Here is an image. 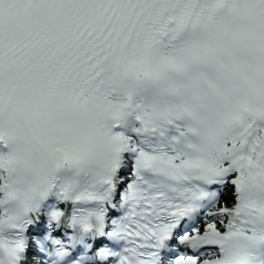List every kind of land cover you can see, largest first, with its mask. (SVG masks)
Wrapping results in <instances>:
<instances>
[{
  "label": "snow or ice",
  "instance_id": "obj_1",
  "mask_svg": "<svg viewBox=\"0 0 264 264\" xmlns=\"http://www.w3.org/2000/svg\"><path fill=\"white\" fill-rule=\"evenodd\" d=\"M0 264H264V0H0Z\"/></svg>",
  "mask_w": 264,
  "mask_h": 264
}]
</instances>
